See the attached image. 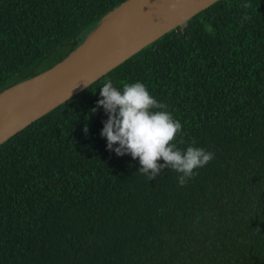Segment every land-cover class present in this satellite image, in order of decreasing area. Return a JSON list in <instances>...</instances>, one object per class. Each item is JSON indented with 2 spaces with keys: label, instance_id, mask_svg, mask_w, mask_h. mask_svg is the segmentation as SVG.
Listing matches in <instances>:
<instances>
[{
  "label": "trees",
  "instance_id": "trees-1",
  "mask_svg": "<svg viewBox=\"0 0 264 264\" xmlns=\"http://www.w3.org/2000/svg\"><path fill=\"white\" fill-rule=\"evenodd\" d=\"M123 1L0 0V92ZM109 80L143 83L214 160L180 186L109 151ZM0 264H264V0H217L1 143Z\"/></svg>",
  "mask_w": 264,
  "mask_h": 264
},
{
  "label": "water",
  "instance_id": "water-1",
  "mask_svg": "<svg viewBox=\"0 0 264 264\" xmlns=\"http://www.w3.org/2000/svg\"><path fill=\"white\" fill-rule=\"evenodd\" d=\"M216 1L124 0L64 58L0 92V144Z\"/></svg>",
  "mask_w": 264,
  "mask_h": 264
},
{
  "label": "clouds",
  "instance_id": "clouds-1",
  "mask_svg": "<svg viewBox=\"0 0 264 264\" xmlns=\"http://www.w3.org/2000/svg\"><path fill=\"white\" fill-rule=\"evenodd\" d=\"M175 7L173 4L171 10ZM100 96L102 99L92 111L102 107L108 116L101 131L108 150L120 157L130 155L133 160L138 159L141 166L138 172L149 181L156 180L165 169H171L179 174V185L185 186L189 179L199 175V169L214 160L215 153L195 146V141L184 149L178 147V138L183 135L181 122L143 83H125L121 89L109 80L101 87Z\"/></svg>",
  "mask_w": 264,
  "mask_h": 264
}]
</instances>
